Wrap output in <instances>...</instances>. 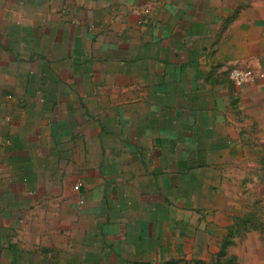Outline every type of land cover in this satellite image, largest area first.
Instances as JSON below:
<instances>
[{
	"label": "crops",
	"instance_id": "obj_1",
	"mask_svg": "<svg viewBox=\"0 0 264 264\" xmlns=\"http://www.w3.org/2000/svg\"><path fill=\"white\" fill-rule=\"evenodd\" d=\"M228 258L264 264V0H0V264Z\"/></svg>",
	"mask_w": 264,
	"mask_h": 264
},
{
	"label": "built area",
	"instance_id": "obj_2",
	"mask_svg": "<svg viewBox=\"0 0 264 264\" xmlns=\"http://www.w3.org/2000/svg\"><path fill=\"white\" fill-rule=\"evenodd\" d=\"M231 80L238 86H241L252 79L251 73L240 68H232L230 70Z\"/></svg>",
	"mask_w": 264,
	"mask_h": 264
},
{
	"label": "trees",
	"instance_id": "obj_3",
	"mask_svg": "<svg viewBox=\"0 0 264 264\" xmlns=\"http://www.w3.org/2000/svg\"><path fill=\"white\" fill-rule=\"evenodd\" d=\"M238 233L237 231L234 230H229L228 235L226 236V238L223 240L222 242V246H221V250L219 252V257H223L227 254V248L230 244H232L233 242V237L235 236V234ZM220 261V259H219ZM227 263L226 264H235L233 259H227ZM197 263H201L200 261H197ZM221 263V262H220Z\"/></svg>",
	"mask_w": 264,
	"mask_h": 264
},
{
	"label": "rangeland",
	"instance_id": "obj_4",
	"mask_svg": "<svg viewBox=\"0 0 264 264\" xmlns=\"http://www.w3.org/2000/svg\"><path fill=\"white\" fill-rule=\"evenodd\" d=\"M245 203L243 202V205H244ZM254 224H256V223H258L259 222V217H255L254 219Z\"/></svg>",
	"mask_w": 264,
	"mask_h": 264
}]
</instances>
